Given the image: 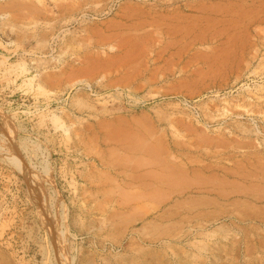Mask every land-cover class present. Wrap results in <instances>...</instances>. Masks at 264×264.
<instances>
[{
    "label": "rangeland",
    "instance_id": "rangeland-1",
    "mask_svg": "<svg viewBox=\"0 0 264 264\" xmlns=\"http://www.w3.org/2000/svg\"><path fill=\"white\" fill-rule=\"evenodd\" d=\"M0 264H264V0H0Z\"/></svg>",
    "mask_w": 264,
    "mask_h": 264
},
{
    "label": "bare ground",
    "instance_id": "bare-ground-1",
    "mask_svg": "<svg viewBox=\"0 0 264 264\" xmlns=\"http://www.w3.org/2000/svg\"><path fill=\"white\" fill-rule=\"evenodd\" d=\"M151 134V133H150Z\"/></svg>",
    "mask_w": 264,
    "mask_h": 264
}]
</instances>
